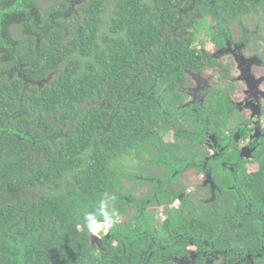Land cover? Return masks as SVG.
<instances>
[{
	"label": "trees",
	"instance_id": "16d2710c",
	"mask_svg": "<svg viewBox=\"0 0 264 264\" xmlns=\"http://www.w3.org/2000/svg\"><path fill=\"white\" fill-rule=\"evenodd\" d=\"M263 11L264 0H0V264H176L177 233L216 230L202 203L150 215L174 174L160 186L151 169L202 146L175 122L183 86L211 73L205 53L224 33L264 28ZM134 156L150 171L118 166ZM106 220L107 234L89 231Z\"/></svg>",
	"mask_w": 264,
	"mask_h": 264
},
{
	"label": "flooded vegetation",
	"instance_id": "af4514ba",
	"mask_svg": "<svg viewBox=\"0 0 264 264\" xmlns=\"http://www.w3.org/2000/svg\"><path fill=\"white\" fill-rule=\"evenodd\" d=\"M18 17L6 23V30L19 24ZM224 37V44L207 47V62L213 64L207 73H211L190 72L191 83L183 86L186 100L180 105L187 109L175 121L187 127L192 123L194 128L186 130L189 136L191 132L189 141L202 146L196 143L181 155H173L172 163L177 165L165 161L143 167L152 168L160 186L174 173L167 189L160 190L166 197L160 200L155 194L149 200L150 215L155 213L165 221L166 208H193L202 203L196 209L202 224L215 223L216 230L207 235L177 233L182 247L175 255H167L176 264H264V28L260 20L251 25L243 22L237 38L233 30ZM246 52L258 58L249 69L242 68L252 58ZM227 70L229 77L223 81ZM242 76H249V81ZM242 85L248 86L246 93ZM219 87L221 99L214 97ZM218 121L223 124L220 130L216 129ZM170 135L164 136L169 138L167 143L179 141L174 127ZM149 157L144 155L143 160Z\"/></svg>",
	"mask_w": 264,
	"mask_h": 264
},
{
	"label": "rangeland",
	"instance_id": "374dc122",
	"mask_svg": "<svg viewBox=\"0 0 264 264\" xmlns=\"http://www.w3.org/2000/svg\"><path fill=\"white\" fill-rule=\"evenodd\" d=\"M79 2H82L83 0H78ZM209 38V37H208ZM252 52H246L245 54H248V56H250V57H252L251 59H249L248 60V64H244V65H242V68L243 69H249V64L252 62V60H255L256 61V59H258L257 57H256V55L254 54V53H252ZM254 57V58H253ZM256 58V59H255ZM241 60L243 61V62H245L244 61V59H243V57H241ZM255 61H253V62H255ZM243 77V76H242ZM249 76H244L243 77V79H245V78H247L248 80H246V81H249V78H248ZM256 84H258V83H256ZM242 87H243V85H242ZM248 86H244L243 87V92H245L246 93V91H245V89H248L247 88ZM171 134V133H170ZM170 139H171V135H170V137H169ZM168 137L166 138H164L163 137V139L165 140V142H167V140L169 139ZM141 155V154H140ZM145 155H152V154H150V153H145ZM140 159V156L139 157H136V156H134L133 158H130V157H126V158H124L120 163H118V166L119 167H124V166H130L131 164L132 165H135V168L137 169V170H141L142 171V169H143V166H141V165H143V164H141V161L142 160H139ZM129 170L130 171H136L134 168H129ZM111 221H103L102 223H100V224H98V225H96V227L98 228V229H100V230H102V231H104L105 233L104 234H107V226L109 225V223H110ZM97 236V235H96ZM98 237V236H97ZM101 237H102V235H101ZM99 239V238H98Z\"/></svg>",
	"mask_w": 264,
	"mask_h": 264
},
{
	"label": "clouds",
	"instance_id": "9594fccd",
	"mask_svg": "<svg viewBox=\"0 0 264 264\" xmlns=\"http://www.w3.org/2000/svg\"><path fill=\"white\" fill-rule=\"evenodd\" d=\"M88 227H89V231L92 233V234H95V235H100V229H98L96 226L92 225L91 223L88 224Z\"/></svg>",
	"mask_w": 264,
	"mask_h": 264
}]
</instances>
